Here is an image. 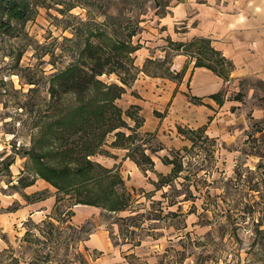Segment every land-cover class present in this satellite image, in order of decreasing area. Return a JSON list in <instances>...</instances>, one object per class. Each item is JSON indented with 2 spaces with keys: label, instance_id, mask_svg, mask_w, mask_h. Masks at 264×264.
<instances>
[{
  "label": "rangeland",
  "instance_id": "374dc122",
  "mask_svg": "<svg viewBox=\"0 0 264 264\" xmlns=\"http://www.w3.org/2000/svg\"><path fill=\"white\" fill-rule=\"evenodd\" d=\"M224 2L34 0L27 19L12 20L9 30L0 28V264H264V78L250 75L223 87L224 101L204 123L195 144L187 137L190 133L178 129L193 127L178 112H170V101L149 111L159 117L154 120H159L156 128L143 134L135 130L138 135L126 146L139 145L152 159L167 156L181 162L177 175L160 187L156 186L160 176L170 173L172 163L162 161L160 170L165 173L157 171L154 159L152 166L139 165L127 155L137 157L138 151L112 144L117 130L130 128L108 132L100 152L91 157L107 166L101 155L115 157L116 148L124 149L123 158L128 156L137 167L124 173L120 163L107 166L119 170L124 184L118 189L130 193L127 207L117 212L95 205L96 211L81 217L87 204H72L66 199L69 194L35 174L27 153L32 133L47 120L42 116L51 120L60 107L52 103V76L74 60L77 47L68 37L75 36L81 21L99 23L111 15L123 38L137 22L131 42L138 39L151 57L162 59L166 50L175 52L166 39L182 41L203 24L202 13L224 12ZM178 6L184 7L181 14ZM75 39L83 43L79 35ZM132 55L133 64L142 68L145 59L139 63L136 52ZM147 68L163 70L153 63ZM99 78L119 81L115 72ZM73 101L71 92L61 95V103ZM131 110L138 115L135 108ZM123 116L129 126L134 125L133 118ZM7 160H12L9 168ZM20 176L39 178L40 189L28 193L18 181ZM50 193L53 202L48 209L27 215L25 208L34 201L45 202ZM47 219L62 230L48 231L43 222ZM67 224L71 227H64ZM98 230L106 240L103 249L93 247L90 240Z\"/></svg>",
  "mask_w": 264,
  "mask_h": 264
},
{
  "label": "trees",
  "instance_id": "16d2710c",
  "mask_svg": "<svg viewBox=\"0 0 264 264\" xmlns=\"http://www.w3.org/2000/svg\"><path fill=\"white\" fill-rule=\"evenodd\" d=\"M33 2L34 0H0V28L9 30L12 20L27 19ZM111 19L113 17L106 14V18L99 23L81 21L80 26L74 28L75 36L68 37L73 42L72 46L77 47L74 60L53 74L50 86L52 103L60 107L51 115V120L49 115L42 116L47 120L32 133V143L27 153L33 160L34 173L55 186L59 192L69 194L66 199L72 201V204H91L117 212L127 207L130 196L129 192L118 189V186L124 184L122 175L117 168L107 167L91 156L100 152L106 134L115 128L128 126L131 132L117 130L112 144L126 146L128 140L133 142L138 135L135 128L139 126L141 118L131 110L135 108L137 111L138 105L131 104L123 110L115 100L126 90V86L134 81L139 71L152 76L175 77L179 83L186 66L177 71L171 69L170 64L175 53L194 56V66L208 67L224 80L228 79L232 65L211 45L209 38L198 36L186 42L168 39L169 48L175 49V52L169 54L166 50L162 59L148 56L142 68H139L133 64L132 54L141 45L138 39L135 43L131 42V37L138 30V23L136 22L133 30L127 34L128 38H123L119 35L118 28L114 26L116 21ZM76 35L81 37L82 44L75 39ZM150 63L163 67V70L160 73L150 71L147 68ZM110 72H115L119 81L99 78L100 74ZM68 92L74 95V101L61 103V95ZM186 95L188 100L194 103H203L200 96L189 93ZM209 96L221 104L223 90ZM123 114L134 119L133 126L127 124ZM205 128V124L186 129L178 126L183 132L190 133L187 137L193 140V144L196 142L195 137ZM126 147L128 150L138 151L137 157L132 153L127 154L131 155L137 164L153 165V159L145 152V148H140L139 145L131 149L129 146ZM52 156H58L59 160L51 162L49 158ZM161 160L172 163V168L169 174H161L156 185L158 187L168 183L181 169V162L175 157L164 156ZM11 162L12 160L5 162L6 168H9ZM18 181H21L22 186L33 183V179L24 180L23 176H20ZM61 197L56 198V208L60 205ZM69 214H73V210H70ZM43 222L48 226V231L62 230L50 219ZM64 227L71 225L67 224ZM41 235L45 238L43 233Z\"/></svg>",
  "mask_w": 264,
  "mask_h": 264
},
{
  "label": "crops",
  "instance_id": "0c3cea01",
  "mask_svg": "<svg viewBox=\"0 0 264 264\" xmlns=\"http://www.w3.org/2000/svg\"><path fill=\"white\" fill-rule=\"evenodd\" d=\"M183 10V6H178V13L181 14ZM216 12L211 15L209 12L202 13L204 21L202 19L201 22L203 24L198 28L192 29L189 32V36H186L182 42L198 36L209 38L211 45L231 62L232 67L228 79L224 80L208 67L202 65L194 66L195 57L181 52L173 54L170 64L173 71L180 70L186 66L184 75L179 83L170 79L164 80L163 76H161L162 79H159L140 71L141 73H138L134 81L129 86H126V90L116 99V103L123 109L131 104L139 106L137 113L143 121L142 124L136 127V131L143 134L147 130L155 129L159 120L155 122L154 120L155 118L159 119V117L151 116V112L154 109L158 110V107L167 104L169 101L171 113L178 112L180 118L184 116L190 127L201 126L211 120L209 117L211 116L212 118L217 105H221L224 101L221 104L217 103L214 98L209 96L211 93L223 90L224 96L223 87L230 84L233 80L246 76L255 75L256 77L264 78V0H225L224 12ZM167 23L169 22H164V24ZM159 39L165 40L162 37ZM135 52L137 59L140 61L139 63L145 57L150 56L147 48L139 47ZM186 93L202 97L203 103L189 101ZM227 98L225 96L226 100ZM121 101H124L125 104L121 105ZM129 124L132 125L131 123ZM128 130L131 131V129ZM128 130L123 131L128 132ZM124 151V149L118 150L116 148L114 150L116 153L115 157L101 154L99 156L103 157L102 159L107 166H114L115 163H120L119 168L124 173L125 169L130 171L137 169L136 163L132 159L128 158V156L125 159L123 158ZM153 159L157 171L165 173L166 170H160L163 163L160 157ZM153 173L155 172L153 171ZM36 181L26 185L25 191L32 193L40 189L38 186L41 183L38 182L40 184L36 186ZM52 197L51 193L46 196L44 200L46 203L40 202V204H37L34 201L33 205L25 208L27 215L30 214L32 216L38 210H42V208L48 209L52 205ZM96 209L95 205L87 204L85 210L81 213V217L91 215ZM14 214L18 215V210H15ZM90 240L93 247L98 249L107 247L103 231L101 230L92 232Z\"/></svg>",
  "mask_w": 264,
  "mask_h": 264
},
{
  "label": "bare ground",
  "instance_id": "6f19581e",
  "mask_svg": "<svg viewBox=\"0 0 264 264\" xmlns=\"http://www.w3.org/2000/svg\"><path fill=\"white\" fill-rule=\"evenodd\" d=\"M44 182H46V181L44 180Z\"/></svg>",
  "mask_w": 264,
  "mask_h": 264
}]
</instances>
